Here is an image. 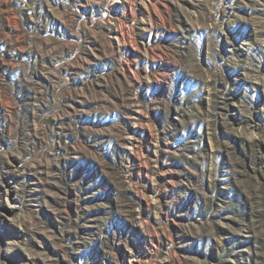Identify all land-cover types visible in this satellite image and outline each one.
Instances as JSON below:
<instances>
[{
  "label": "rangeland",
  "instance_id": "obj_1",
  "mask_svg": "<svg viewBox=\"0 0 264 264\" xmlns=\"http://www.w3.org/2000/svg\"><path fill=\"white\" fill-rule=\"evenodd\" d=\"M0 264H264V0H0Z\"/></svg>",
  "mask_w": 264,
  "mask_h": 264
}]
</instances>
